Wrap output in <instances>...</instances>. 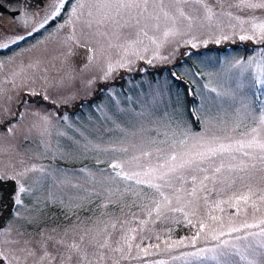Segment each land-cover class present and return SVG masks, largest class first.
Listing matches in <instances>:
<instances>
[{
    "label": "rangeland",
    "instance_id": "rangeland-1",
    "mask_svg": "<svg viewBox=\"0 0 264 264\" xmlns=\"http://www.w3.org/2000/svg\"><path fill=\"white\" fill-rule=\"evenodd\" d=\"M53 2L43 1V5L35 10L34 35H27L29 32L19 35L15 32L17 24L14 28L9 17L0 19V43L8 44L7 48H0V51L9 49L7 53L0 54V111L7 109L12 113H23L22 117H8L0 123V172L12 174L36 165L52 173V177L38 187L33 183V179L41 175L38 171L29 173L25 178V187L30 191L21 194L23 205L18 206L16 214L10 211V216L0 228L6 232L5 236L0 237V251L13 250L19 257L18 264H48L47 260H39L42 245L46 243L47 250L58 257L64 247L56 244V240H78L84 230H91L92 234L99 231L102 236L107 235L111 248L123 249V253L108 252L109 258L102 264H114V261H118V264H199L186 261L182 254L195 250L191 247L190 239L199 230L201 222L208 226L204 229L207 232L211 228H218L221 221L225 225L229 222L239 225L245 220L253 222L254 217H264V202L257 200L260 211L254 212L251 201L237 204L233 199L234 196L247 193L248 189L239 180L229 186L230 181L223 179L236 175L228 173L227 165L238 160H231L228 154L224 156L225 168L216 174V182L205 181L206 190L199 189V181L203 176L213 174L209 165H204L209 169L207 172L192 173L197 177L198 189L194 204L187 203L192 197H185L178 205L172 190L163 188L166 195L172 196V204L168 207L163 206V197L154 188L137 184L135 179L116 177L114 170L109 167L111 163L130 161L132 156L140 155L139 150L132 147L134 144L152 152L151 157H141L142 165L165 163L173 140L184 138L181 135L174 137V131H187V147L194 143V137L208 132L221 137L225 143L248 138L253 128H258L264 135V127L259 125L258 120L264 95H253V90L249 89L238 90L234 79L235 70L229 72L236 60L244 61L264 47L255 40L242 41L239 38L244 34H252L251 17H257L258 22L264 21V10L241 11L230 7L236 0H209L217 13L230 11L233 14L232 17L218 15L209 22L203 19L202 13L191 12L186 8V11L198 17L193 20L190 29L187 21L178 22L179 34L169 36L167 40L162 35L163 26L161 30L148 29V35H154L161 45L157 48V43L142 34L138 37L137 30L132 28L120 32V38L117 39L111 25L100 26L99 31L107 32L108 35H98L95 23L91 28L85 23L88 19L87 7L83 10L84 17L80 20L73 17L72 22L68 23L71 4L57 16L56 24L49 23L41 28L40 24L50 12ZM237 16L245 21L243 25L235 19ZM24 31L26 29L20 32ZM69 35H74L79 41L72 43L71 49L67 41ZM18 36L24 39L11 43L9 38ZM223 36L228 39H222ZM218 38L219 43L216 42ZM244 43L250 47L245 55L231 51L218 55L206 51L193 56L188 65L181 62L176 66L177 75L188 83L196 97L193 108L199 120L200 127L197 129L177 117L182 114L184 120L187 119L180 102L179 87L164 76L158 80H148L144 75L150 66L170 64L188 53L195 54L212 46L239 45L240 49ZM124 49L128 50L127 54ZM81 55L84 56L83 60L80 59ZM149 60L152 63H148ZM117 62L125 63L126 67H116L110 77L104 79L107 65H116ZM121 70L135 71L140 78L132 80L128 74L123 75V85L115 87L110 82ZM105 82L108 85L104 92ZM210 88L221 92L229 90L235 94L217 96L210 92ZM96 89L102 90L96 102L80 105L79 111L72 116L64 109L65 106L68 110L74 103L82 102ZM32 91L46 93L49 101L42 100L41 96H32ZM22 94H27L34 101L24 102L18 112L17 104ZM37 101L40 103L37 104ZM47 104H51V107H47ZM242 104L249 105L250 111H243ZM58 108L62 110L57 112ZM45 116L47 120L43 119ZM8 119L11 120L12 133L4 130L8 126ZM177 124L181 125V129H177ZM124 148L128 151L120 150ZM156 149L162 152L157 153ZM176 149L183 151L178 143ZM234 155L238 159L243 158L242 153L236 152ZM158 156L162 158L158 159ZM215 163H220L219 158ZM124 170L141 171L134 163H126ZM260 175L259 172L255 173L256 179L252 182L257 192L264 188V180L260 179ZM65 176L67 182H64ZM185 176L183 187L191 189V175L185 173ZM10 181L14 183L12 197L16 183ZM180 186L181 183L176 184V187ZM155 201L162 204L159 215L155 211ZM10 207L12 210L13 203ZM176 207H182L184 211L170 210ZM237 208L240 209L239 213ZM185 212L189 213L187 218ZM210 215L220 219L214 221L209 218ZM142 220L146 223L141 224ZM188 220L192 223L189 224ZM113 224L115 227H112ZM182 226L189 228L188 234L173 236V231ZM47 237L52 239L46 240ZM9 239L20 243L10 245L6 243ZM179 240H183L184 244L176 246L174 242ZM215 243L201 238L197 240L196 246L208 247ZM21 248L33 249L36 255L28 256L26 251H20ZM122 255L127 256V259L121 258ZM52 264H59V259ZM65 264H77L76 257L71 261L66 260Z\"/></svg>",
    "mask_w": 264,
    "mask_h": 264
},
{
    "label": "snow or ice",
    "instance_id": "snow-or-ice-1",
    "mask_svg": "<svg viewBox=\"0 0 264 264\" xmlns=\"http://www.w3.org/2000/svg\"><path fill=\"white\" fill-rule=\"evenodd\" d=\"M71 4L69 10V21L72 22L74 17L76 20H80L85 16L83 11L87 7V17L85 20L86 25L91 28L93 23L98 26L97 34L100 36H107V32H100V26L111 25L114 29L113 35L119 39V33L125 29H136V35L139 37L141 34L151 40L153 43H157V38L148 35V29L161 30L163 26V38L167 40L169 36H175L179 34L178 22L182 23L187 21V27H192V22L198 17L190 14L186 11V8L191 12L202 13L203 19L211 22L214 17L218 15H227L232 17V12H219L214 10L213 5L209 0H88L87 4L85 0H54L50 5V12L44 17V22L40 24L43 28L44 24L48 23L49 19L59 16L61 10ZM230 7H236L243 11L245 9L255 12L256 10H264V0H236L235 4ZM20 19L27 25L32 19V15L25 12ZM241 25L245 23L239 16L235 17ZM252 34H244L239 38L242 41L255 40L258 44L264 45V21H259L258 18L251 17ZM36 29L33 28V31ZM31 35V32H29ZM11 43H15L17 39L23 40V36L15 38H9ZM222 39H228L227 36H223ZM69 42V49H71L72 43H79L74 35L67 37ZM141 42V41H135ZM217 43L220 42V38L217 39ZM185 43H191L186 41ZM206 43V42H205ZM111 46V45H109ZM161 45L157 43V48ZM7 43H0V48H7ZM195 47V44H193ZM102 51V50H101ZM127 54V49H124ZM147 51V48H145ZM71 51H69V55ZM138 55V53H134ZM158 56V53H156ZM142 58V57H140ZM161 59H166L161 57ZM131 63V61H128ZM148 63H152L151 60ZM2 66V65H0ZM116 67H126L123 62H117L116 65L109 63L107 65V71L104 73V79H108ZM235 70V82L236 88L253 90V95H264V47L259 51L246 58V60H236L230 67L229 72ZM174 78L178 80V77ZM207 88L208 85H205ZM210 92L216 93L217 96H233L235 93L229 90L223 92L218 91L216 88H210ZM32 96H41L44 101H49V96L44 93H37L32 91ZM179 95V94H177ZM195 100L194 93H189ZM21 103H24L22 101ZM55 103V101H53ZM260 116L258 118L259 125L264 127V101H261ZM242 109L245 112L250 111V106L242 104ZM34 115L36 113H33ZM22 117L23 113H12L10 110L0 111V123H3L8 117ZM66 118V117H65ZM43 119L47 120L45 116ZM8 126L5 127L6 133H12L13 127L11 126V120H7ZM177 129H181V125L177 124ZM181 135L184 138L173 140L171 145V151L168 153L165 163L157 164L155 166H144L140 163L141 157H151L152 152L144 150L138 145H133L134 149L139 150L140 155H134L130 161L114 162L109 165L114 170L116 177H122L125 180L135 179L137 184H147L149 187L154 188L161 197H163V206L168 207L172 204V196H174L176 203L179 205L185 197H192L188 200V204H194L197 197V177L192 174L195 172H207L209 169L204 167L208 164L211 168L212 175H205L199 181V189L206 190L207 185L205 181L211 180L213 183L217 180L218 173H221L225 168L224 156L228 154L233 161L237 163H229L227 165V171L229 174L235 173L234 177H224L223 179L229 180V186L235 184L237 180L244 183V186L248 189L247 193H241L239 196H234L236 203L239 204L243 201L248 204L251 201V207L254 212L260 211V205L258 201L264 202V188L259 189V192L253 189V181L256 179L255 173H261L260 179L264 180V135L258 128H253L251 134L246 139L236 140L234 143H225L221 137L214 133L208 132L204 135H198L194 137V143L191 147H187L188 133L185 130L174 131L173 136ZM230 139V138H225ZM179 144L183 151H177L176 144ZM123 152H127L128 149H120ZM157 153H161V149H156ZM242 153L243 158H237L234 153ZM162 158L161 156L157 157ZM219 158L220 163L216 164L215 160ZM246 158V159H245ZM126 163H134L136 167L141 171H125ZM119 169V171H116ZM39 172L41 175L33 179V183L38 187L45 180L52 177L51 172H47L43 166L37 168L36 165L25 168L23 171H18L12 174L6 172H0V181L13 180L16 183V191L12 196L13 214H16L18 206L23 205L21 194L27 193L30 189L25 187L24 180L29 173ZM83 171V170H81ZM185 173L191 175L193 187L191 189H185L183 183L186 181ZM141 177H149L148 179H142ZM67 177L65 176V181ZM223 182V180L221 181ZM177 183H181L180 187H176ZM170 188L172 190V196L166 195L162 189ZM205 201L207 197L204 198ZM155 211L160 214L162 204L160 201H155ZM218 207V205H217ZM172 211H184L182 207L171 208ZM223 211V209H221ZM240 209L237 208V213ZM194 214V213H193ZM2 215V212H0ZM151 215V212H149ZM185 218L189 213H184ZM210 219L216 221L220 218L210 215ZM141 224L146 221H140ZM191 224L192 221L188 220ZM112 227H115L113 224ZM208 227L205 223L199 224V230L191 237L190 244L194 248V251L183 253L186 261H196L199 264H264V217L259 219H253V222L249 223L244 221L243 223L236 225L229 222L225 225L223 221L220 222L218 228H211L209 231L204 232V229ZM106 232V229L104 230ZM204 232L203 237L201 233ZM6 235L5 230L0 229V237ZM102 237V238H101ZM203 238L208 241H215L216 243L208 247H197L196 243L198 239ZM52 237H47L46 240H51ZM109 237L103 235L101 232L91 233V230H84L78 240L73 238L70 242L64 239L56 240L55 243L62 245L64 251L59 253V256L53 255L47 250L46 243L41 246V255L39 260L41 262L47 260L48 264L59 259V264H65V261H71L73 257H76L77 264H102V262L108 259V252H120L123 253L122 248H111L109 245ZM6 243L10 245H18L20 241L15 239H9ZM27 244V242H25ZM176 246L184 244L183 240L175 241ZM139 247V246H137ZM158 247V246H157ZM171 247V246H170ZM131 245H129V250ZM91 249V251H90ZM20 251H26L28 256H35L36 252L33 249L21 248ZM145 254H147L146 250ZM123 259H127V256H123ZM179 258V257H174ZM19 257L14 254L13 250L0 251V264H18ZM114 264H118V261H114ZM162 264V262H160Z\"/></svg>",
    "mask_w": 264,
    "mask_h": 264
},
{
    "label": "trees",
    "instance_id": "trees-1",
    "mask_svg": "<svg viewBox=\"0 0 264 264\" xmlns=\"http://www.w3.org/2000/svg\"><path fill=\"white\" fill-rule=\"evenodd\" d=\"M238 46L239 45L212 46V47L207 48V49L196 51L195 54L188 53L189 55H187V56H183L182 55L181 58L178 61H175V62L173 61L170 64L150 66L147 69L144 68V69H146L144 71L145 72L144 75H145V77L148 80H153V79H157L158 80V78L164 76V78H166L167 80H169L172 83H175L179 87L180 94H181L180 102H181V105L183 104V106H184V111L186 113L187 119L184 120V117L182 116V114H178L177 117L180 118V120L183 123L185 121L186 123L189 124V126L191 128L195 129V127L193 126L192 120H191L190 116L188 115V113L186 111V107H187L186 105L192 104L193 102L186 96V93H185V90H184L182 84L172 78V74L173 73H177L178 68L176 66H179L181 64V62H183V65H188L190 63V60L192 59L193 56L200 55V54H202L203 52H206V51L213 52V53L218 54V55L222 54V53H225V52H228V51H231L233 53L234 52L235 53L239 52V53H243V55H245V52L247 50H250V47L247 44H245V43L240 45L241 46L240 49H238ZM8 51H9V49H5L3 51H0V54L1 53L5 54ZM126 74L131 76L132 80H136V79L140 78V77H138V73H136L135 71L126 72V71L121 70L119 72L118 76L114 79V81L110 82V83H113L115 85V87H121L123 85L122 84L123 81H122L121 77L123 75H126ZM107 85L108 84L105 82V85H104V87H105L104 89L105 90H104V92L106 91ZM101 91L102 90L96 89L90 97H87L82 102L74 103L75 106L73 105L68 110L66 109V106L64 107V109L66 111H68V113H70L69 114L70 116H72L73 114H75L76 112L79 111V109H80L79 106L80 105H82V104H92V103L96 102V100H98L99 97L102 95ZM37 98H40V96L38 95ZM22 101H24L26 103H33L34 100H33L32 97H29L27 94H22L21 101L17 104L18 112L20 111L21 105L23 104V103H21ZM39 103H40V101H37V104H39ZM46 106L50 108L51 104H47ZM61 110H62L61 108H58L56 111L60 112ZM16 118L17 117H13L12 119H16ZM4 125H2V127H4ZM13 191H14V183L12 181H10V180L9 181H0V210H1L0 212H2V215H0V228L4 225L6 218H8L10 216V214H11L10 205L12 203L11 195H12ZM177 229H178L177 231H173V234H172L173 236L179 235V237H180L182 235L188 234V232H189V230H188L189 228L185 227V226L178 227Z\"/></svg>",
    "mask_w": 264,
    "mask_h": 264
},
{
    "label": "water",
    "instance_id": "water-1",
    "mask_svg": "<svg viewBox=\"0 0 264 264\" xmlns=\"http://www.w3.org/2000/svg\"><path fill=\"white\" fill-rule=\"evenodd\" d=\"M44 0H0V18L5 14L10 15L11 21L16 22L17 31H23L28 29L33 22V13L32 11L37 7L43 5ZM27 12L32 15L30 22L25 25L20 17ZM81 60L84 59V56H80Z\"/></svg>",
    "mask_w": 264,
    "mask_h": 264
},
{
    "label": "flooded vegetation",
    "instance_id": "flooded-vegetation-1",
    "mask_svg": "<svg viewBox=\"0 0 264 264\" xmlns=\"http://www.w3.org/2000/svg\"><path fill=\"white\" fill-rule=\"evenodd\" d=\"M47 1V0H46ZM37 9H39V8H37ZM41 9V8H40ZM37 11V10H36ZM35 10L33 11V18H34V21H33V24H32V27H33V25H34V23L36 22V16H35V12H36ZM4 16H6V17H9L10 18V16H8V15H4ZM3 16V17H4ZM2 17V18H3ZM13 25H14V28H15V23L13 22ZM31 27V28H32ZM30 30V29H29ZM29 30H26V31H24V32H19V31H17V30H15V32L17 33V34H19L20 35V33L21 34H26Z\"/></svg>",
    "mask_w": 264,
    "mask_h": 264
}]
</instances>
